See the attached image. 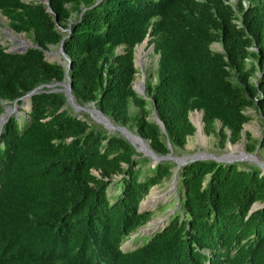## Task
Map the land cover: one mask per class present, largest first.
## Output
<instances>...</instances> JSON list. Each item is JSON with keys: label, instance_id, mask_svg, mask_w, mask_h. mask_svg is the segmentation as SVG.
Segmentation results:
<instances>
[{"label": "trees", "instance_id": "obj_1", "mask_svg": "<svg viewBox=\"0 0 264 264\" xmlns=\"http://www.w3.org/2000/svg\"><path fill=\"white\" fill-rule=\"evenodd\" d=\"M47 1L0 0L9 28L36 45L0 44V115L37 91L25 116L1 128L0 264H264V170L238 160L180 166L174 212L124 250L152 217L141 201L177 164L152 165L59 90L67 73L77 104H93L159 157L185 147L191 112L224 146L241 138L253 108L262 134L246 133L247 149L263 150L264 0ZM147 36L158 59L139 95L134 48ZM51 47L67 63L48 61Z\"/></svg>", "mask_w": 264, "mask_h": 264}, {"label": "rangeland", "instance_id": "obj_2", "mask_svg": "<svg viewBox=\"0 0 264 264\" xmlns=\"http://www.w3.org/2000/svg\"><path fill=\"white\" fill-rule=\"evenodd\" d=\"M23 1L29 2L32 0ZM37 1L46 3V0ZM232 1L233 4L237 2V0ZM8 24L9 21L0 13V44H2L7 50H13L18 46H25V49L31 46H36L33 42L32 36L25 33H15L12 29L9 28ZM149 40L150 38L149 36H147V38L141 44L135 46L134 48V60L136 67L138 68V73L136 74L133 81V87L135 88H140V84L143 78L145 79L147 73H152L157 65L158 55L154 54L153 44L150 43ZM25 42H27V44H25ZM212 49L220 51L221 45L215 43L212 45ZM119 50L120 49H118V51ZM45 55L48 61H60L61 63H67V59L64 55H62L60 47H51L48 51L45 52ZM66 84L67 81L63 82V85L59 90L64 92ZM68 104L71 105L70 103ZM28 107L29 102L26 98L23 99V103L20 107H7V111L10 115H2V119H0V133L2 130L1 128L3 124L8 120V117L10 118L14 114H16L17 117H19V115L25 116ZM82 107L85 110H76L74 107L73 108L77 114H87L92 121L102 124L105 129L109 131H116L115 129H109L108 126L97 121L95 119V114H92L88 111L89 109L95 108L93 104ZM246 113L250 116V120L243 125L241 138L235 143H231L229 140H227L224 146H220L219 140H217L216 136L213 134V132H216V130L213 132L206 131L203 122L202 111L191 112L189 117L195 127V132L187 138V144L184 148L178 149L172 153L173 158H176L177 160L182 162L180 166H185L190 162L200 160V158H212L213 160H238L243 163H247L248 165H257L264 170V149L260 150L258 145H256V149L253 152L248 151V142L245 135L246 133H249L252 139L259 140L262 134V123L257 112L253 108H249ZM153 118H155V116H153ZM113 125L115 124L113 123ZM214 126L215 129L218 130L220 128V123L217 121L215 122ZM131 133L133 135H136L134 132ZM143 142L147 145L148 148V142L145 140H143ZM152 165H154V162ZM117 192L118 191H115V193ZM151 193L157 195L158 200L156 199L154 202L149 203L145 207H143L142 204L147 201ZM178 197L177 185L176 181L174 182V177L169 180L163 181L161 184L153 186L140 204L141 211H152V217L147 224L139 229V231L134 232L130 235L131 237L122 244V248L124 250L135 248L136 246H138L140 240L143 239V235L145 236L151 234V232L162 226L168 216L174 212L176 206V198ZM168 204H170L169 207H164Z\"/></svg>", "mask_w": 264, "mask_h": 264}, {"label": "water", "instance_id": "obj_3", "mask_svg": "<svg viewBox=\"0 0 264 264\" xmlns=\"http://www.w3.org/2000/svg\"><path fill=\"white\" fill-rule=\"evenodd\" d=\"M47 3H48V1H47ZM24 50H25V47H20V48L17 47L13 50H8V51L13 52V53H20V52H23ZM60 50H61L62 55H64L62 47H60ZM46 59H47V57H46ZM66 81H67V84L65 85L64 94L66 96L67 103H70L76 110H85L81 105L77 104L74 100V96L72 93V83L69 81L67 73H66ZM61 85H63V83H61ZM133 90L139 95H144L145 94V79L143 78V80L140 84V88L137 89V88L133 87ZM36 92L37 91L34 90L31 93L27 94L26 96L22 97V99H24V98L29 99L31 97V95L35 94ZM13 107L17 108L18 105L14 104ZM88 111L91 112L92 114H95V119L97 121L103 123L104 125L108 126L109 129L118 130L123 136H125L127 139H129V141H131L132 143H137L139 145L138 146L139 150L143 151L144 154L150 156L154 163L161 161V160H166V159H171V160L175 161L177 164V167L175 169V173H174L173 177H174V182L176 181V179H175L176 172L179 169L180 164L182 162L177 160L176 158H173L171 153L168 155L159 157L149 147L147 148V145L143 142V139L141 137H139L138 135H133L131 132H129L128 130H126L123 127L113 125V123L108 118H106L104 115H102L101 112L97 108L89 109ZM4 114H6V115L9 114L7 111V108H6V113H4ZM2 115H0V119H2ZM9 115H7V116H9ZM154 119L159 124L161 129L164 131L163 123L159 120V118L157 116H155ZM217 161H226V160H217ZM140 210H141V208H140Z\"/></svg>", "mask_w": 264, "mask_h": 264}, {"label": "bare ground", "instance_id": "obj_4", "mask_svg": "<svg viewBox=\"0 0 264 264\" xmlns=\"http://www.w3.org/2000/svg\"><path fill=\"white\" fill-rule=\"evenodd\" d=\"M25 44H27V42H25ZM20 47H25V46H18V48ZM138 88V87H137ZM28 106V105H27ZM158 200V196L154 195L153 193H151V195L148 197L147 201H145L142 206L145 207L147 204L154 202L155 200ZM157 225V224H156ZM153 230V229H152Z\"/></svg>", "mask_w": 264, "mask_h": 264}, {"label": "clouds", "instance_id": "obj_5", "mask_svg": "<svg viewBox=\"0 0 264 264\" xmlns=\"http://www.w3.org/2000/svg\"><path fill=\"white\" fill-rule=\"evenodd\" d=\"M232 1V0H231ZM233 2V1H232ZM47 4V0H46V3H45V5ZM244 5L246 6L247 5V3L244 1ZM238 23V22H237ZM219 44V43H218ZM221 49H222V47H221ZM135 61V60H134ZM136 65V64H135Z\"/></svg>", "mask_w": 264, "mask_h": 264}]
</instances>
